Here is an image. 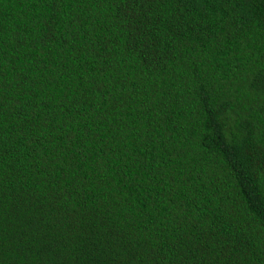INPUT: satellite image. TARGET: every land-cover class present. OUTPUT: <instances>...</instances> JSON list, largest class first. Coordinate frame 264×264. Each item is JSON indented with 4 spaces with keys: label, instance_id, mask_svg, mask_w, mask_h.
I'll return each mask as SVG.
<instances>
[{
    "label": "trees",
    "instance_id": "obj_1",
    "mask_svg": "<svg viewBox=\"0 0 264 264\" xmlns=\"http://www.w3.org/2000/svg\"><path fill=\"white\" fill-rule=\"evenodd\" d=\"M0 264H264V0H0Z\"/></svg>",
    "mask_w": 264,
    "mask_h": 264
}]
</instances>
